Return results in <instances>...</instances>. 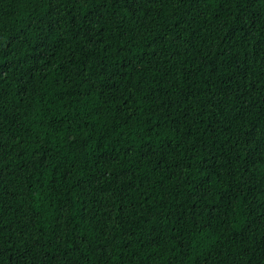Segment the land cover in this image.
Masks as SVG:
<instances>
[{
	"label": "trees",
	"instance_id": "obj_1",
	"mask_svg": "<svg viewBox=\"0 0 264 264\" xmlns=\"http://www.w3.org/2000/svg\"><path fill=\"white\" fill-rule=\"evenodd\" d=\"M0 264H264V0H0Z\"/></svg>",
	"mask_w": 264,
	"mask_h": 264
}]
</instances>
